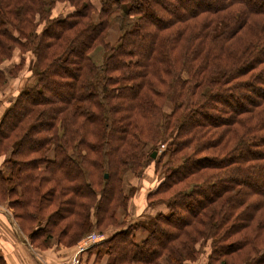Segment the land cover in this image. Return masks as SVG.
Here are the masks:
<instances>
[{"label":"trees","instance_id":"obj_1","mask_svg":"<svg viewBox=\"0 0 264 264\" xmlns=\"http://www.w3.org/2000/svg\"><path fill=\"white\" fill-rule=\"evenodd\" d=\"M25 67L0 119V204L34 248L97 234L107 264L207 246V264H264V0H0V86ZM151 167L163 210L131 223L127 176Z\"/></svg>","mask_w":264,"mask_h":264},{"label":"crops","instance_id":"obj_2","mask_svg":"<svg viewBox=\"0 0 264 264\" xmlns=\"http://www.w3.org/2000/svg\"><path fill=\"white\" fill-rule=\"evenodd\" d=\"M67 10H69L68 7L65 4H62L55 8L54 15L61 17L63 12ZM24 73L25 75L27 74V69ZM25 75L23 74L19 78L22 81L21 84H14L19 79L13 82V92H8L5 94L6 96H3L5 100L2 101V106L0 107V119L5 109L26 83L27 77H25ZM6 97L9 98L6 99ZM4 160L5 156L0 154V169L2 168ZM153 174L154 170L152 172V169H149L143 180H141L142 183L138 184L139 190L131 201L130 215L128 217V220L131 223L145 218L144 216L151 211L146 203V196L151 189L155 188V185L153 184ZM149 177H151V179ZM155 211L156 210L153 209L152 213ZM114 232V230L109 231V235ZM102 240L103 237L95 244H98ZM54 243L53 246L47 250L34 248L14 220L11 211L5 205L0 204V250L7 264H60L64 257L74 255L78 249V246L65 248L57 244L54 245ZM90 248L81 255V264L108 263L109 256L107 254H99L97 253V249L94 248L90 250Z\"/></svg>","mask_w":264,"mask_h":264},{"label":"rangeland","instance_id":"obj_3","mask_svg":"<svg viewBox=\"0 0 264 264\" xmlns=\"http://www.w3.org/2000/svg\"><path fill=\"white\" fill-rule=\"evenodd\" d=\"M111 36H110V42L111 43H115L116 41H117V39H118V36H119V32L117 31V28L115 27V28H113L112 30H111ZM17 54H19V53H17ZM17 54H15L14 55V57L11 59V60H8V61H6L4 64V68H6V69H8V68H11L12 66H14L15 64H17V62H20V55H17ZM30 56V55H29ZM32 59V57L30 56V60ZM94 60L96 61V63H98V64H100V63H102V61L104 60V55H102V52H98L97 54H96V56H95V58H94ZM24 75H25V73H23ZM32 75V73L30 72V70H28L27 69V74L25 75V77H27V80H28V78L30 77ZM9 80H8V82L6 83H3V85H1L0 86V107L2 106L1 104H2V101L3 100H5L4 98H3V96H6L5 94L6 93H8V92H13V88H12V85H13V82L16 80L15 78H13L12 79V77H9L8 78ZM22 83V81H21V79H19V80H17L14 84H21ZM27 83H29V80H28V82ZM16 89H19V88H16ZM17 92V91H16ZM15 94V93H14ZM7 98H9V97H6V99ZM169 108V107H168ZM150 169H152V172H153V170H154V168L153 167H151ZM161 177H162V175H159V174H153V180H154V182H153V184L155 185V187L158 185V183L160 182L159 180L161 179ZM150 179H151V177H149ZM141 180H143V179H141ZM141 180H138V179H135V178H133L132 177V175L129 173L128 174V176H127V181H130L133 185H137L138 186V184H141L142 183V181ZM2 205V204H1ZM3 205H5V204H3ZM6 206V205H5ZM151 211H150V213L149 214H147V215H145L144 217H146V218H148V217H150V216H153V215H155L156 214V212H157V210H158V212L160 211V210H163V208H159V209H156V211L154 212V213H152L153 212V209H150ZM12 214V213H11ZM88 237V236H87ZM87 237H85L82 241H84ZM82 241L81 242H79V243H77L75 246H79L81 243H82ZM55 242V241H54ZM55 244H57V245H60V246H63V247H65V248H70V247H66V246H64V245H61V244H58L57 242H55L54 243V245ZM209 253H210V250H209V247L207 246L206 248H204V250H203V252H202V254L200 255V257L198 258V260L196 261V262H193V263H191V264H207V260H208V256H209ZM73 256L74 255H71V256H68V257H64L63 259H62V261L61 262H66V261H69V260H72V258H73ZM60 262V263H61Z\"/></svg>","mask_w":264,"mask_h":264},{"label":"built area","instance_id":"obj_4","mask_svg":"<svg viewBox=\"0 0 264 264\" xmlns=\"http://www.w3.org/2000/svg\"><path fill=\"white\" fill-rule=\"evenodd\" d=\"M102 237L97 234L88 236L82 243L78 246L76 253L74 254L72 260L61 262L60 264H81V255L86 252L91 246H93Z\"/></svg>","mask_w":264,"mask_h":264},{"label":"water","instance_id":"obj_5","mask_svg":"<svg viewBox=\"0 0 264 264\" xmlns=\"http://www.w3.org/2000/svg\"><path fill=\"white\" fill-rule=\"evenodd\" d=\"M152 156L155 157L156 156V153H154Z\"/></svg>","mask_w":264,"mask_h":264}]
</instances>
